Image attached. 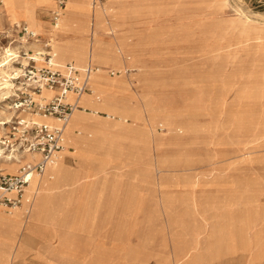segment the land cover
I'll list each match as a JSON object with an SVG mask.
<instances>
[{"label": "rangeland", "instance_id": "obj_1", "mask_svg": "<svg viewBox=\"0 0 264 264\" xmlns=\"http://www.w3.org/2000/svg\"><path fill=\"white\" fill-rule=\"evenodd\" d=\"M141 1L151 6L155 15L154 19L143 17L139 22L143 40L150 35V27L157 26L159 31L156 32V43L145 45L141 50L145 61L137 71L135 89L147 93L157 103L179 109V115L173 114L171 119L156 116L149 130L161 139L166 136L169 139L172 135L176 143L140 145V151L147 150L145 158L122 168L125 182L129 183V193H132L130 196L137 198L140 194V198H144L146 213L138 210L135 214L139 224L120 235L118 264H175L179 261V252L183 264H187L194 254L206 255L209 251L215 254V264H250L254 260L251 256L257 254L256 249L263 250L264 255V214L261 227L249 228L242 239L243 244L227 242L226 232L219 236L215 225L224 224L226 216H232L233 227H238L240 218L246 216L243 200L252 198L243 194L242 183L264 175V42L258 38L264 35V0ZM23 4L24 0H0V11H17ZM26 8L25 14L26 10L31 11L29 18L25 16L23 21L33 26V9ZM134 10L129 9V14L137 15ZM56 11L59 14L57 29L61 35L67 34L69 24H78L81 28L87 26L92 32L89 39L92 38L93 44L96 31L105 28L113 31L114 18L124 14L109 6L108 0L94 7L91 0H77L76 4L75 0H65ZM37 13L54 25L53 8L39 7ZM12 26L4 20L0 32ZM37 26L32 28L38 32L40 23ZM39 39V42L21 41L16 35L0 38V69L4 70V73L0 71V120L4 122L0 123V149L1 138L11 131L13 122L21 117H31L29 111L21 112V108L15 106L18 102L16 88L21 85L18 81L26 80L21 77L28 59L24 58L23 50L37 55L38 63L42 65L43 42L48 39L45 35H40ZM87 42L90 40L85 37L80 46L76 44L86 56ZM95 45L89 50L90 63L96 67L93 75L103 72L92 62L100 42L96 41ZM76 46L67 43V48ZM55 59L59 61L57 57ZM72 63L79 64L77 61ZM111 71L121 74L114 68ZM18 75L20 77L15 80ZM93 85L100 97L89 98L98 108L105 98L97 87V79L93 80ZM132 104L141 108L142 100ZM76 111L79 109L73 113ZM35 119L49 123L40 117ZM131 121L129 118L128 123ZM185 121L194 122L196 131L190 133L184 126L183 130L176 127ZM66 132L67 125L64 142ZM156 159L162 162L159 168L163 171H158ZM12 164L2 162L1 166L14 173L17 164L16 168ZM11 166L13 168L9 169ZM158 181L168 185L165 188L168 195H161ZM179 183L188 186H179ZM31 189L27 188L26 192ZM260 198L264 202V195ZM227 202L231 206L224 205ZM2 208V213L7 215L16 210L6 212ZM235 237L232 233V241ZM208 240L214 245L206 246ZM54 241V245L58 244ZM253 242L261 243V247L251 245ZM110 243L111 236L101 241L104 254H111ZM42 264L70 263L60 256Z\"/></svg>", "mask_w": 264, "mask_h": 264}, {"label": "crops", "instance_id": "obj_2", "mask_svg": "<svg viewBox=\"0 0 264 264\" xmlns=\"http://www.w3.org/2000/svg\"><path fill=\"white\" fill-rule=\"evenodd\" d=\"M108 2L109 6L124 14L114 18L116 26L113 31L112 28H105L101 29L100 37L94 35V44L92 38L89 39L92 32L87 26L81 28L78 24L67 25L68 39L65 42L75 46L78 43L80 46L85 37L90 40V43H85L87 56L77 49L78 46L63 49L56 46L60 50L53 51L60 61H56L57 63L77 61L78 66L83 67L90 63L89 50L95 48L96 41L100 42L93 53L92 62L100 66L103 72L94 74L90 85L100 97L93 85V80L97 79V87L111 110H107L105 104L95 108L90 96H87L90 92L84 93L79 102L82 108L74 114L69 124L65 134L66 141L57 161L46 166L41 176H35L31 180L27 188L32 189L25 191L22 204L14 208L16 210L12 215L3 214V208L0 207V264H42L54 261L60 256L70 264H102L104 261L118 264L120 235L122 232L125 234L132 231L139 224L135 214L138 210L140 213H146L144 198H140V194L137 198L130 196L132 193H129V183L125 182V172L122 168L145 158L147 150L144 151L143 148L140 151V145L147 147L152 142L156 145L176 143L172 135H169V139L168 136L161 139L160 136H153L149 130L156 116L171 119L173 114L179 115V109L168 108L155 102L147 93L135 89L137 71L145 61L141 50L145 45L155 44L158 38L157 26L150 27V35L145 40L141 36L143 29L140 27V20L143 17L154 19L151 6L141 0ZM26 7L33 9L35 22L32 25L37 26L40 23L36 33L47 37L51 23H48L47 17L37 13V8H53L56 11L59 7L57 0H24L23 6L17 8L15 21L1 16L0 27L4 20L10 22V25L17 22L27 25V22L23 21ZM131 8L138 14L130 15L128 10ZM33 26L28 27L33 30ZM56 37L60 39L59 35ZM112 68L118 70L121 76L116 75L117 72L113 73ZM111 74L115 76L110 77ZM137 100H142L141 108L132 104ZM86 108L89 111H85ZM129 118L132 120L130 123ZM141 122V125L136 124ZM192 123L180 122L176 127L183 130L184 126V129L193 133L197 128L193 127L194 122ZM77 131L81 133L78 134ZM161 164L162 162L155 160L158 171H163L159 168ZM14 166L16 168L15 164ZM157 184L161 195H168V192H165L168 185L162 181ZM180 185L188 186L187 183H179ZM242 191L244 195L252 198L243 200L242 206L246 208V216L240 218L238 227H233L232 216H226L224 224L215 225L217 234L223 236L225 231L227 242L232 244H243L242 239H245L248 229L253 230L256 225L259 228L262 225L264 202L260 196L264 195V175L243 182ZM228 202L224 205L231 206ZM248 220L251 221L248 223ZM104 232L107 233L104 235ZM232 233L236 234L234 241ZM109 236L111 254H104L101 241ZM54 240H57L58 244L54 245ZM211 245H214L213 241L208 240L206 246ZM244 245H247L246 242ZM251 245L261 247V243L253 242ZM255 251L257 254L251 256L254 263L251 261L250 264L264 262L263 250ZM182 259L183 256L179 252V261L175 264H183ZM260 259L261 261H258ZM213 261L215 254L209 251L206 255L194 254L192 261L186 263L215 264Z\"/></svg>", "mask_w": 264, "mask_h": 264}, {"label": "built area", "instance_id": "obj_3", "mask_svg": "<svg viewBox=\"0 0 264 264\" xmlns=\"http://www.w3.org/2000/svg\"><path fill=\"white\" fill-rule=\"evenodd\" d=\"M63 6L64 0H57ZM102 0H91L94 7ZM58 12L54 11L52 23L55 25ZM16 35L21 41L39 42V34L27 25L15 23L12 28L0 32V38L8 39ZM42 65L37 55L23 50L27 64L24 66L25 82L16 88L18 102L16 107L21 112H30L31 117H21L13 122L11 131L1 139L0 149V205L10 212L22 204L25 190L30 181L44 172L47 165L54 163L64 147V127L75 109L82 108L79 98L90 92L89 79L96 69L91 63L79 67L72 62L59 64L50 39L43 42ZM112 73V72H111ZM16 76L14 79H18ZM43 90L52 91L50 96L42 95ZM22 94V96H21ZM71 96V97H69ZM19 103V104H18ZM20 105V106H19ZM35 117L53 118L56 123L38 121ZM25 154L38 155L31 163L19 166L14 173H9L1 166L2 162L17 161Z\"/></svg>", "mask_w": 264, "mask_h": 264}, {"label": "bare ground", "instance_id": "obj_4", "mask_svg": "<svg viewBox=\"0 0 264 264\" xmlns=\"http://www.w3.org/2000/svg\"><path fill=\"white\" fill-rule=\"evenodd\" d=\"M6 1H8V0H6ZM103 1V0H102ZM64 2H65V0H64ZM73 2H74V0H73ZM76 2H77V0H75V4H76ZM74 4V3H73ZM27 9V8H26ZM30 10V9H29ZM31 11V10H30ZM30 11H28V10H26V17H27V19L29 18V12ZM15 13H16V11H14V10H9V11H5V12H2L1 13V15H0V17L2 16V18H4V16H6V18L7 19H10V20H14V16H15ZM33 18V17H32ZM31 19V18H30ZM33 20V19H32ZM15 21V20H14ZM27 21V20H26ZM31 21V20H30ZM37 28H38V26H36ZM33 31L34 32H36L34 29H33ZM59 33H61L60 31H58V29H57V23L55 24V25H53V26H51V28H49L48 30H47V39H50V42H51V44H52V46H53V49H59V48H57L56 46H58V47H60L61 49H63V48H67V42H65L67 39H68V36L67 35H60ZM56 35H59V38L60 39H58L57 37H56ZM94 35H98V36H101L102 34H101V30L100 31H96V33H94ZM109 37V36H108ZM61 38H62V40H61ZM64 38H66V39H64ZM258 38H261L262 39V42H264V35H262V36H260V37H258ZM260 39V40H261ZM254 42V41H253ZM249 43V42H248ZM254 43H256V42H254ZM261 44V43H260ZM60 50V49H59ZM55 57H56V55H55ZM5 65H6V63H5ZM78 66V65H77ZM0 71L2 72V73H4V70L3 69H0ZM96 71V69L91 73V75H90V79H89V88L91 89L90 90V93H88L87 94V96H90V97H95V96H97L96 95V92L93 90V88L91 87V85H90V80H91V76L93 75V73ZM16 74H17V72H16ZM6 76H7V74H6ZM13 77V76H12ZM1 91V90H0ZM52 94V91H49V90H43L42 91V95H46V96H50ZM83 96V95H82ZM82 96L79 98V102H80V99L82 98ZM69 97H71V96H69ZM101 104H105L106 106H107V108L109 109V107H108V105H107V103H106V99L103 101V103H101ZM100 104V105H101ZM79 109V108H78ZM78 109H75V110H78ZM74 110V111H75ZM73 111V112H74ZM77 112V111H76ZM75 112V113H76ZM75 113H72L71 115H70V118H69V120L67 121V123L65 124V127H66V125H67V131H68V128H69V124H70V122L72 121V119H73V116H74V114ZM43 119H45V120H47V122H49V123H51V124H54L52 121H51V119L52 120H55V119H53V118H43ZM55 122H56V120H55ZM0 123H2L1 122V120H0ZM4 123V122H3ZM2 123V124H3ZM65 127H64V129H65ZM77 132H81V131H77ZM258 134H259V136H261V132H260V130H258ZM63 137H64V133H63ZM63 143H64V141H63ZM38 158V155H36V154H34V155H31V154H25V155H23L22 157H19L18 158V160L17 161H12L11 162V164L12 163H16L17 165H18V168H19V166H21V165H23V164H26V163H31V162H34L36 159ZM22 159H25V161H21ZM58 159V158H57ZM57 161V160H56ZM55 161V162H56ZM54 162V163H55ZM54 163H52V164H54ZM13 165V164H12ZM50 165V164H49ZM14 166V165H13ZM48 166V165H47ZM5 168V167H4ZM13 167L11 166L9 169H12ZM6 170V169H5ZM18 170V169H17ZM16 170V171H17ZM7 171V170H6ZM15 171V172H16ZM31 182V181H30ZM33 184V183H32ZM28 187V186H27ZM26 191V190H25ZM0 207H2L1 205H0ZM4 212V211H3ZM14 253V252H13Z\"/></svg>", "mask_w": 264, "mask_h": 264}]
</instances>
